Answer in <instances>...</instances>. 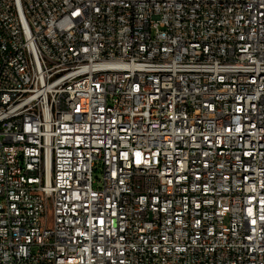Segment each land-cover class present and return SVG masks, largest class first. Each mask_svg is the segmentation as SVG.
Instances as JSON below:
<instances>
[{"label": "built area", "instance_id": "2783aa9c", "mask_svg": "<svg viewBox=\"0 0 264 264\" xmlns=\"http://www.w3.org/2000/svg\"><path fill=\"white\" fill-rule=\"evenodd\" d=\"M0 264H264V0H0Z\"/></svg>", "mask_w": 264, "mask_h": 264}, {"label": "rangeland", "instance_id": "374dc122", "mask_svg": "<svg viewBox=\"0 0 264 264\" xmlns=\"http://www.w3.org/2000/svg\"><path fill=\"white\" fill-rule=\"evenodd\" d=\"M95 176L97 177V176H100V170H96L95 171Z\"/></svg>", "mask_w": 264, "mask_h": 264}]
</instances>
